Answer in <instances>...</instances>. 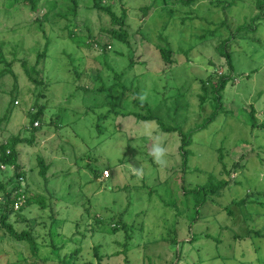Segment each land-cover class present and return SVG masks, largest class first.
<instances>
[{
  "label": "rangeland",
  "instance_id": "1",
  "mask_svg": "<svg viewBox=\"0 0 264 264\" xmlns=\"http://www.w3.org/2000/svg\"><path fill=\"white\" fill-rule=\"evenodd\" d=\"M124 1L133 10L125 27L131 46L135 49L140 39L145 41L137 35L141 30L148 39L145 44L156 53L159 45H165L162 38L166 35L161 34L165 24L173 35L168 43L173 46L175 61L167 66L150 50L141 58L144 63L136 64L121 79L126 90L137 92L140 101L153 106L167 126L178 124L186 131L214 108L224 114L193 136L191 167L184 170L179 135L163 132L156 122L117 116L114 109L123 113L136 110L132 98L122 108L115 105L121 89L115 92L111 106L109 95L93 93L100 86L116 84L112 71H122L127 59H119L113 52L103 56L80 40L77 45L68 37L64 19L49 16L51 24H44L43 31L28 7L8 8L5 0H0V144L19 133L29 138L28 113L43 107L46 119L33 146L21 157L27 172L24 186L32 197L43 198L46 206L34 201L23 209L22 216L10 219L16 231L32 233L38 254L32 255L27 243L0 230V264H59L76 250L77 264H258L257 256L264 258V238L241 241L235 236L247 235L255 224L264 226V208L255 203L242 208L233 202L256 193H261L264 202V131L253 129L251 118L254 110L259 123H264V19L255 22V32H242L235 39L233 79L219 94L220 100L209 88L202 105L205 91L201 80L217 71L211 61L217 65L220 60L217 39L203 43L196 38L208 27L204 19L222 21V6L212 0H197L189 8L171 5L166 8L175 9L176 17L170 25L168 14L161 10L165 2L159 0L156 10L145 18L140 9L153 5L154 0ZM260 1L264 0H237L236 7L226 11L233 30L261 14L256 8ZM84 8L79 10L75 32L86 40L88 30L84 29H89L100 38V44H107L104 30L112 27L110 19ZM59 9H65L62 2ZM181 19L185 28L179 25ZM46 37L48 51L39 66L44 85L36 86L25 76L21 61L34 64L36 52L47 44ZM121 51L129 53L126 47ZM135 53L140 54L138 47ZM74 68H79L78 77ZM257 68L258 73H253ZM98 70L101 80L95 82ZM218 71L221 74L222 70ZM221 150L231 170L242 155L247 156L246 168L222 175L217 159ZM38 157L50 165L48 181L40 174ZM90 168L105 170L110 178L104 181L100 176L97 180ZM211 170L233 184L200 208L201 216L194 215L197 219L192 222L193 210L189 211L181 192L182 177L191 190L204 185ZM10 174L8 168L0 177L4 180ZM226 207L234 215H229ZM118 220L129 225L130 236L118 226L112 232ZM53 245L59 248V256ZM95 249L102 258L100 263Z\"/></svg>",
  "mask_w": 264,
  "mask_h": 264
},
{
  "label": "trees",
  "instance_id": "2",
  "mask_svg": "<svg viewBox=\"0 0 264 264\" xmlns=\"http://www.w3.org/2000/svg\"><path fill=\"white\" fill-rule=\"evenodd\" d=\"M165 2L164 7L161 9L165 11L168 14V23L170 25H173L172 19L176 17V10L170 8V10L166 7H171V5L175 6L176 8H183V7H190L194 5L197 0H160ZM212 3L216 4L217 6H222L223 8V19L222 21L216 23L214 21H207L204 19V21L207 23L208 27L203 29V32L199 37H197L198 42H205L208 43L210 40H216L217 39V45H216V52L219 61V64L215 65L214 61H211V64L216 67L215 73H210L205 80H201L202 87L205 91V94L202 96V105L206 102L208 97V90L211 89L212 94L216 97V100H220L219 94L223 92L229 82H231V79H233L232 75L236 72V66L234 62V50L233 45L236 42V38L238 35L242 32H255L258 28L257 25H255V22H260L264 19V1H260L256 4V8L260 11L261 14L255 15L251 19V23L249 24H242L239 27H237L235 30L232 29V27L228 23V18L226 11L232 10L234 7H236L237 0H215V2ZM62 2L65 9L63 11H60L59 9V3ZM159 2V0H154L153 5L151 6H144L140 10L144 14L143 16L145 18H148L153 11H155V5ZM8 8H13L16 6H26L28 7L31 12H34L36 17V20L34 23L38 25V28H41L43 31L44 24L50 23L49 16H52L54 19H64L66 21L65 30L69 32V38L73 41L77 42L80 40L82 42V45L88 46L89 49L101 51L103 53V56L106 54H109L110 52H113L119 59H127L128 65L122 70V71H116L113 70V76L116 84L108 85V86H100V89L95 91L93 93H96L97 95L106 94L110 96V106L111 103H114L115 100V92H117V89H121V97L117 104L119 108H122L125 101H127L129 98H132V103L134 107L136 108L135 111H132L131 113H123L121 110H115V113L118 115H122L123 117H127L129 115H132V117L136 118V120L140 122H156L160 129L165 133L170 134H177L180 137V148H179V154L182 158V165L184 167V170H187L191 166L190 161L191 157L193 156V151L191 149V145H193V136L195 134L202 132L206 128H208L212 122H214L221 114H224L222 110L219 109V107L214 108L213 112H211L210 115L203 118L202 121L196 125V127L191 128L189 130H185L181 125L174 124L173 126H167L163 120V118L160 115H156L155 110L153 109V106L149 105L147 102H142L139 100L138 93H131L129 90H126V87L121 83V79H123L124 76L127 75L129 71H132V69L136 66V64H143L144 60L141 58H145L146 54L149 53L151 49L147 47L145 42H148L147 36H144L142 31H138L137 35L141 36L145 39V41H142L139 37L138 40L141 41L140 43H137V47L140 54H136L135 51L137 47L134 49L131 46V43L129 41V33L126 30L127 21L129 18V13L132 12V8L128 7L127 3L124 0H5L3 2ZM82 7H86L89 10H97L98 12L106 15L110 19L111 28L105 29L104 33L106 35V38L108 39L107 44H100V38L97 36H94L89 29L88 35L86 36V40H83L82 34H77L75 31L79 27L77 22V17L79 10ZM41 8L45 10L44 14H41ZM84 8V9H86ZM131 8V9H130ZM65 11V12H64ZM177 19V18H176ZM185 19V18H184ZM188 19V17H186ZM178 20V19H177ZM51 24V23H50ZM167 24V23H166ZM182 28H185V21L180 20L179 24ZM189 27V26H187ZM161 34L166 35L165 38H162L163 42L165 43L164 46H158L156 53L154 52L160 61H162L165 65L170 66L173 64V46L168 43L169 36H173L171 33H169V30L165 28V24H163L161 29ZM168 30V31H167ZM184 33V32H182ZM47 39V44L44 46V50H38L36 55V61L34 64H30L29 62L22 60V66L25 71V76H27L28 80L36 86L44 85L43 80L41 79V68L39 66L41 65V62L46 58V54L48 51V43L50 42ZM86 42V43H85ZM77 45L78 42L76 43ZM118 45L120 46V49L115 50L114 46ZM122 47H126L129 51L128 54L123 55L124 53L121 51ZM133 49V51H132ZM0 54L2 53L1 47H0ZM4 56V55H3ZM14 62L17 61V58H12ZM255 59V58H254ZM253 59V60H254ZM156 60V59H155ZM6 65H10L12 63H9L7 61H4ZM74 62V61H73ZM76 71H74L75 76L78 77L79 68H74ZM109 70L111 68L108 67ZM222 70L221 74H219L218 70ZM259 68H257L253 73H258ZM78 71V73H77ZM80 74V73H79ZM101 71L98 70L97 75H95V82L100 81ZM88 89V88H86ZM132 96V97H131ZM15 101V100H14ZM179 106L176 107V110ZM112 108L109 110L108 115L112 112ZM155 112V113H154ZM107 115V116H108ZM29 126L26 128V132L30 133L29 138H24L21 133L17 135H12L7 140L2 142L0 144V174L1 172L5 171L6 169L11 170V174L9 176H6L4 180L0 177V195L3 196L4 200L6 201L5 204L1 205L0 208V230H3L5 233H7L8 236H10L12 239L16 240L17 242H24L27 243L31 247L32 255L37 256L39 247L37 245V242L35 240V237L32 235L31 232L28 231H22L18 232L16 231L13 224L10 222L11 217L15 216H22V211L24 208H26L29 205L34 204V201L36 203H39L42 207H45V201L43 198H34L28 193V187L22 189V193L25 195V203L22 206V208L19 211H15L11 204L13 203L12 198V192L19 189L21 187L20 183L21 181H25L27 177L26 172V165L21 161L22 153L28 150V148L31 149L33 146L36 138L38 137L37 132L42 127L43 123H45V114H44V108L40 107L37 112H30L27 114ZM59 118L57 120V124L55 125L57 128L60 127ZM101 118V117H100ZM103 118V117H102ZM101 118V119H102ZM252 126L253 129L264 131V123H259L258 119L255 116V111H252ZM35 123H38V125L35 126ZM224 149V146H222V150ZM220 151L218 155V164L221 167L222 175L226 174V176H230L233 170H244L247 166V156H240L238 160H235L232 164L234 165L233 170H231L230 163L225 159L224 157V151ZM30 153V151H29ZM28 153V154H29ZM39 161V167H40V174L42 178L45 181H48L46 176L47 172L50 169V165L46 163V160L43 157H38ZM246 161V162H244ZM90 165V164H89ZM88 165V166H89ZM217 168L213 169L216 170ZM90 170L94 174V178L98 180V178L101 176L103 177V172L100 171L97 168H90ZM196 171L202 170V169H195ZM213 170L208 171V180L204 185H197L193 189L189 190L186 187V181L184 180V177H182V184H181V192L182 196L185 198V205L188 207L189 211L193 210V216L197 215L198 217L201 216L200 208H203V206L207 203H211L214 201L215 198H219L221 196V191H223L226 187L229 185H232V182L226 181L222 178H219ZM108 180V179H106ZM104 180V181H106ZM234 184L238 185V182L236 180L233 181ZM231 187V186H229ZM228 187V188H229ZM261 193L256 194H248L246 198L233 202L234 205H237L238 207H250L252 204H257L261 208L263 207L264 202L262 201V197H260ZM264 195V193H263ZM190 197L192 199L190 200ZM248 204H250L248 206ZM226 212H228L229 215H234L232 213L230 207L224 208ZM247 209V208H246ZM179 215V214H177ZM203 217V216H202ZM119 219L121 220V217L119 216ZM196 217L194 216L192 218V222L196 221ZM120 220H118L115 224V228L112 230V232H115L118 227L124 229L127 233V236H130L128 231L130 229L129 225L126 223H122ZM98 224L101 226H104L101 221H97ZM118 226V227H117ZM246 229H244L245 232ZM170 236V235H169ZM209 237V235H208ZM236 238L238 240H249V239H255V237L258 238H264V226L258 227L257 224L253 226L252 229L248 231V234H242V235H236ZM168 241L169 239H165ZM174 243H178V240H175ZM54 246V253L59 256V248ZM79 250H76L75 252L66 255L62 260H59V264H77ZM95 254L98 258L99 263L101 262L102 258L98 255V249H95ZM264 258H259L257 256V262L258 264H261L263 262ZM251 263V262H250ZM255 264V263H251ZM264 264V263H263Z\"/></svg>",
  "mask_w": 264,
  "mask_h": 264
},
{
  "label": "built area",
  "instance_id": "3",
  "mask_svg": "<svg viewBox=\"0 0 264 264\" xmlns=\"http://www.w3.org/2000/svg\"><path fill=\"white\" fill-rule=\"evenodd\" d=\"M35 125H38V123H35ZM105 172V171H104ZM103 180L109 179L110 178V174L109 173H103ZM21 187L15 191L12 192V198L13 203L11 204V206L13 207V209L15 211H19L22 206L24 205V201H25V195L22 193V189L25 188L24 186V181L22 180L20 183ZM6 201L4 200L3 196L0 195V208L2 204H5Z\"/></svg>",
  "mask_w": 264,
  "mask_h": 264
}]
</instances>
